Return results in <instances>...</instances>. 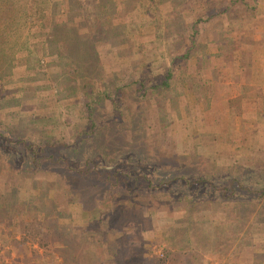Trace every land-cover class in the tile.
<instances>
[{
	"label": "rangeland",
	"instance_id": "rangeland-1",
	"mask_svg": "<svg viewBox=\"0 0 264 264\" xmlns=\"http://www.w3.org/2000/svg\"><path fill=\"white\" fill-rule=\"evenodd\" d=\"M35 2L29 9L46 7L55 22L71 30L59 27L55 39L27 23L22 35L27 42H19L14 72L0 80L6 105L0 106V131L12 140L10 147L0 144L5 161H0V264H96L103 255L114 261L109 241L106 251L98 247L103 237L98 230L106 226L94 220L89 235L74 229L83 220L82 208L93 204L101 219L116 218L109 239L132 238L136 264H263L264 215L254 216L259 207L251 206L240 240L230 234L223 240L216 232L232 231L234 220L225 217L230 209L239 217L235 205L213 202L206 183L189 187L181 181H197L201 172L212 175L218 187L234 175L264 181V85L243 84L241 94L230 98L235 91L227 83L240 73L246 78L255 57L262 67L258 79L263 78L264 10L240 3L230 14L208 18L213 11L208 7L224 9L228 0H151L142 9L141 2L122 0ZM41 13L36 12V25H48ZM200 16L196 48L188 58L176 59ZM92 20L102 24L99 40L83 25ZM8 59L0 58L1 71L8 70ZM169 66L168 85L159 86ZM89 101L96 122L92 131ZM81 131L88 133L80 136ZM116 170L112 181L127 184L107 186L103 174ZM133 181L167 185L147 196ZM132 200L141 203L139 209ZM188 200L195 206L190 222ZM208 210L215 213L211 220ZM55 217L58 232H45L46 219ZM39 224L40 235L24 240L23 230ZM200 227L208 234H197ZM75 231L87 237L84 248H66Z\"/></svg>",
	"mask_w": 264,
	"mask_h": 264
},
{
	"label": "trees",
	"instance_id": "trees-1",
	"mask_svg": "<svg viewBox=\"0 0 264 264\" xmlns=\"http://www.w3.org/2000/svg\"><path fill=\"white\" fill-rule=\"evenodd\" d=\"M36 0H0V58H9L8 59V66H7V71L0 70V80L3 78H5V75L7 74H13V67H14V56H15V52L16 50L19 48V46H21V44L19 45V42L21 40V38L24 40V38L26 37L25 35H23V31L25 26L27 25V23H31L30 25H28L29 29L33 28L36 29L37 27L40 28V32H42V30H44V33L42 35H47L48 37L52 36L53 38L56 37L55 39H57V31L60 30L61 27L71 30L70 26H68L66 23H59V22H55L53 20L52 17V12H48L49 10H47L46 7H41L40 11L36 10L35 12L33 11V8L29 7H33L32 3H36ZM109 1V0H108ZM111 1V0H110ZM122 1H126V3H131V2H141V9L147 8L148 5L151 2V0H122ZM113 2V0H112ZM157 2H163V0H157ZM26 4V8L22 6L24 4ZM114 3V2H113ZM242 4L245 6V8H248V5L246 4V2L244 0H228V4L226 7H224V9H219V8H214L213 11L208 15V18L219 16L220 14L224 13V12H228L230 14V10L232 5H239ZM47 4V3H45ZM30 11V12H29ZM33 11V12H32ZM42 11V13H41ZM36 12L41 13L42 16L44 17V19H47L48 25H41V26H37L36 25V21L35 19L38 17L36 15ZM85 17V15H84ZM84 20H86V17L84 18ZM204 20L203 16L200 17H196L195 20L192 22L191 26H190V33L188 35V40L189 43L185 46V52L182 53V55H179L178 57H176V59H186L189 57L190 52H193V49L196 48L197 45V35H198V23L202 22ZM84 27L89 31V32H93L95 34V40H99L102 38V36H99V34H101L103 32V28H102V24L101 23H97V21H87L84 22ZM132 25V23L130 24ZM60 27V28H59ZM59 28V29H58ZM46 29H49V31H47ZM3 34V36H2ZM30 34V33H28ZM35 35V34H34ZM51 39V38H50ZM27 42V38L26 40L22 41V43H26ZM23 46H25L26 49L30 48L29 45L27 46L26 44H22ZM58 53V52H57ZM31 56V55H28ZM174 62V58H171V64H173ZM28 65L29 67H32L34 65V62L31 61L30 63V58L28 59ZM170 68L171 66H169L168 68V72L166 73V76L164 78V80L159 83V86L162 87H166L168 85V81L170 79L171 73H170ZM6 71V72H4ZM4 72V73H3ZM2 77V78H1ZM246 91V90H245ZM244 97V95H243ZM10 100H17L16 98L12 97L10 98ZM6 102V100H5ZM87 109H88V120H89V125H90V131H92L95 128L96 122L94 121L93 118V109H92V104L91 101L87 102ZM0 106H6L2 104V100H0ZM5 130V129H3ZM87 134L88 131H81L79 133L80 136ZM11 139H10V135H6L5 131H0V144L4 145L5 147H10V143H11ZM22 142V140H17L15 141V144H20ZM25 147L30 150V152H32V155L35 157V149H32V144H24ZM45 146V145H42ZM43 148H40L38 151L39 153L42 152ZM34 160V159H33ZM2 162H5L4 160H1ZM86 165L90 166L88 164H90V160L86 161ZM82 171V170H81ZM15 172H18V170H16ZM98 172V171H97ZM3 175V173H2ZM103 176H105L106 178H108L109 181H105L106 183H108L107 186L111 185H118V184H127V181H112L111 176H113L115 179H117V170L112 174V175H108L107 174H103ZM147 176V175H145ZM205 177V178H204ZM207 177V178H206ZM138 180L140 178H143L142 175L137 176ZM179 180V179H178ZM135 188L139 187V190H142L143 193L150 194L153 195L154 193H157L159 191H164L163 187H165L167 185L166 183L163 182H159V181H133ZM173 183L175 181H170V183ZM181 183H183L186 186L192 187V185H199V186H204V184L206 183L208 187H205L206 189H208V193L211 195V200L214 202V199H216L215 202H220V203H227L228 205H235L234 208H236L238 215L240 217L234 216L230 214V210L227 212L226 209L225 211L227 212L226 217L225 218H233L235 225L233 226L232 231H230V233H228L227 231H218L216 232L217 234H220L224 239H226L224 236H227L226 234H230L232 235L234 238L236 237V240L238 241V237L241 234V225L244 222H247V220L249 219V215L251 214V206H257L259 208H257V214L254 215L255 217H263L264 215V181H241L240 176L238 175H234V178H232L231 181H224L225 185H223L222 187H218L217 183L214 181V177L211 175H208V173L206 172H201V178L197 181H181ZM179 183V184H181ZM227 184V185H226ZM138 190V191H139ZM195 191V190H194ZM205 194H202V196ZM192 198H194V196H192ZM209 199V196H208ZM80 201V200H79ZM80 202H83V200H81ZM131 202L134 207V209H139L141 206V203H139V205H135V200H132ZM192 203V201L188 200L187 201V211L189 214L188 222H190V212H192V210L195 208L194 205H190ZM217 203V204H218ZM84 204V203H83ZM82 204V206H83ZM150 205V204H148ZM152 206V205H151ZM96 205L93 204L92 209H85L82 208L83 210L81 211L83 220L81 223H79L77 226H75L74 229H77V231H79V228H83V231L85 234L89 235V234H93L94 230H90L89 226L91 224V222H93L94 220L97 221V225L99 227H103L106 226L107 229H100L98 231L102 232L101 234L103 235L102 238H99L100 241L98 243V247L101 250H105L108 249V241L110 242V244H112V249L114 252L112 257H114V261L112 260V262H108L107 258L102 257V259H100L99 262H97L96 264H136L135 262H133V254L132 252L130 253V251H133V249L135 248L133 245V240L132 238L127 239L125 237V235H121L113 238V239H109L108 238V233L110 232V229L115 226L116 223V218L114 215L110 214L109 217L107 219H101V214L95 210ZM95 209V210H94ZM249 211V212H248ZM134 214V212H133ZM117 217H125L126 219L129 218L128 215L125 214H119ZM131 218H134L133 216H130ZM214 216H209L208 218L211 220V218ZM216 218V217H215ZM51 220V221H49ZM104 220V221H103ZM120 220V219H118ZM52 221H55V225L53 224ZM46 222H50L49 225H46ZM45 225H44V231L45 232H51V233H56L58 232V223H57V218L55 217L54 219H46ZM130 221H128L129 223ZM135 222V220H134ZM241 222V223H240ZM36 223V222H35ZM34 223V224H35ZM240 223V224H239ZM124 224H127L126 222ZM225 227L227 226V224H223ZM223 225L220 226L219 225H215V226H220L223 227ZM35 226V225H34ZM33 226V230L31 232H27L24 231V236L23 239H31V240H35L39 235H40V228L43 226V224H39V227H34ZM210 229L214 230V227H210ZM217 228H215L216 230ZM96 230V229H95ZM235 230V231H234ZM77 231L71 232L73 233V235H71V237H74L73 239H71L69 242H67V247L69 246H76V247H81L84 248L86 245L85 243L87 242L85 235H81V237H77ZM186 231V230H185ZM217 231V230H216ZM43 232V231H42ZM44 234V233H43ZM185 234V233H183ZM232 237V238H233ZM184 238V237H183ZM77 239V240H75ZM205 240V239H204ZM240 240V239H239ZM207 241V240H206ZM97 242V241H95ZM130 243H132L133 245L131 246ZM187 245L192 246L191 241L186 240ZM107 247H106V245ZM133 247V248H132ZM94 246L91 245L90 251L94 250ZM194 248V247H193ZM196 248V247H195ZM121 250V252H120ZM136 250V249H135ZM134 252V251H133ZM132 255V256H131ZM164 256V253H163ZM163 256H157L158 258H163ZM87 264V263H86Z\"/></svg>",
	"mask_w": 264,
	"mask_h": 264
},
{
	"label": "crops",
	"instance_id": "crops-1",
	"mask_svg": "<svg viewBox=\"0 0 264 264\" xmlns=\"http://www.w3.org/2000/svg\"><path fill=\"white\" fill-rule=\"evenodd\" d=\"M246 2V4L251 8V5L252 4H255V7L259 6L261 9L264 10V0H244ZM254 1V2H253ZM253 2V3H252ZM209 9H207L208 11H212L213 8L212 7H208ZM262 43H264V40L260 41ZM256 60V57L254 58ZM253 59V63L251 64V69H249L250 71V74L245 78L242 76V74L240 73V77H236L235 81L234 82H228L227 83H230V87H231V90H234L235 93L232 94L231 93V97L230 98H234V97H237L241 94V86L243 84H249V83H255V84H258V85H264L263 81H264V76L262 79H258L259 78V74L262 70V67H260L259 65H257L255 62V60ZM255 63V64H254ZM173 211H175L173 209ZM182 213L184 214L185 213V210L182 208ZM205 213V211H203ZM208 212L210 213L211 211L208 210ZM197 213H200V211L197 210ZM182 216V215H181ZM210 216H215V213L213 214L210 213ZM209 232V229L207 227H200L197 229V234H200V235H207ZM212 241H214L215 243L219 242V237H212L211 238ZM249 244V247H251V242L248 243ZM247 254V253H246ZM249 254V253H248ZM264 264V263H263Z\"/></svg>",
	"mask_w": 264,
	"mask_h": 264
}]
</instances>
